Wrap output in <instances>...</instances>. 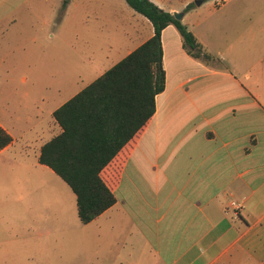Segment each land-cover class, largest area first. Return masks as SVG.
I'll return each instance as SVG.
<instances>
[{
    "label": "crops",
    "instance_id": "obj_1",
    "mask_svg": "<svg viewBox=\"0 0 264 264\" xmlns=\"http://www.w3.org/2000/svg\"><path fill=\"white\" fill-rule=\"evenodd\" d=\"M253 1L207 9L202 1L183 12L209 58L191 55L174 25L162 31L166 80L156 112L101 172L116 202L88 224L40 156L62 132L54 112L91 82L68 84L69 98L48 113L4 107L0 127L12 141L0 150V252H56L51 264H264V13ZM54 5L0 0V42L22 11ZM141 19L143 31L132 21L124 33L122 59L154 35ZM11 196L25 198L23 212ZM231 202L242 209L235 214Z\"/></svg>",
    "mask_w": 264,
    "mask_h": 264
},
{
    "label": "trees",
    "instance_id": "obj_2",
    "mask_svg": "<svg viewBox=\"0 0 264 264\" xmlns=\"http://www.w3.org/2000/svg\"><path fill=\"white\" fill-rule=\"evenodd\" d=\"M125 1L152 24L154 35L54 112L62 132L43 146L40 156V163L59 175L76 195L84 224L116 202L101 172L156 112V97L164 91L166 80L162 31L174 25L191 55L209 58L173 14L151 0ZM11 141L0 127V150Z\"/></svg>",
    "mask_w": 264,
    "mask_h": 264
},
{
    "label": "rangeland",
    "instance_id": "obj_3",
    "mask_svg": "<svg viewBox=\"0 0 264 264\" xmlns=\"http://www.w3.org/2000/svg\"><path fill=\"white\" fill-rule=\"evenodd\" d=\"M199 1H204L200 5L207 9L219 0H167V4L183 13ZM253 2L257 14L264 13V0ZM54 3L53 10L46 6L22 11L0 42V111L6 106L52 111L69 98L68 84L72 91L85 87L122 59L124 51H120L127 42L124 33L132 21L136 30L143 31L146 26L143 16L125 0ZM133 13L140 16L137 22L132 20ZM9 199L23 212L25 198ZM17 227L24 239L23 226ZM52 254L56 252H0V264H51L56 260Z\"/></svg>",
    "mask_w": 264,
    "mask_h": 264
},
{
    "label": "water",
    "instance_id": "obj_4",
    "mask_svg": "<svg viewBox=\"0 0 264 264\" xmlns=\"http://www.w3.org/2000/svg\"><path fill=\"white\" fill-rule=\"evenodd\" d=\"M200 4H201V2L199 1L198 5H200ZM173 16L175 17L176 20L181 21L183 19L184 13L175 12V13H173Z\"/></svg>",
    "mask_w": 264,
    "mask_h": 264
},
{
    "label": "built area",
    "instance_id": "obj_5",
    "mask_svg": "<svg viewBox=\"0 0 264 264\" xmlns=\"http://www.w3.org/2000/svg\"><path fill=\"white\" fill-rule=\"evenodd\" d=\"M230 205L235 209V211H234L235 214L237 211L242 209V206L240 204L235 203V202H231Z\"/></svg>",
    "mask_w": 264,
    "mask_h": 264
}]
</instances>
